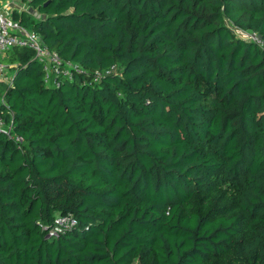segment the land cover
Instances as JSON below:
<instances>
[{"label": "trees", "instance_id": "obj_1", "mask_svg": "<svg viewBox=\"0 0 264 264\" xmlns=\"http://www.w3.org/2000/svg\"><path fill=\"white\" fill-rule=\"evenodd\" d=\"M26 1L80 70L0 58V264H264V50L230 28L264 0Z\"/></svg>", "mask_w": 264, "mask_h": 264}, {"label": "built area", "instance_id": "obj_2", "mask_svg": "<svg viewBox=\"0 0 264 264\" xmlns=\"http://www.w3.org/2000/svg\"><path fill=\"white\" fill-rule=\"evenodd\" d=\"M0 3L2 4L0 6V58L13 47L30 48L34 52V57L42 64L45 83H54L56 86L59 85L58 77L60 75L69 77L73 70H80L77 64L71 60L61 58L57 52L45 46L35 31L25 27L17 19H14L12 15L14 10L21 11L27 9L26 0H0ZM230 28L238 37L252 41L260 49L264 50V38L255 31L243 30L233 25ZM7 67L0 62V80L5 79L10 82L9 77L4 73ZM116 71V65H111L106 70V73ZM95 76L100 77L101 72L95 71ZM2 131L9 132V129H5L4 120L0 116V132ZM75 223L76 220L71 213L59 215L48 229V235L57 236L66 229L73 227Z\"/></svg>", "mask_w": 264, "mask_h": 264}, {"label": "rangeland", "instance_id": "obj_3", "mask_svg": "<svg viewBox=\"0 0 264 264\" xmlns=\"http://www.w3.org/2000/svg\"><path fill=\"white\" fill-rule=\"evenodd\" d=\"M23 1H25V0H23ZM1 5H2V4L0 3V6H1ZM26 6H27L26 11H27V12H31V13L33 14V19H36V18L39 17V13L36 11V9L32 8L30 5H27V4H26ZM22 25H23V24H22ZM27 28H30V26L28 25ZM6 53H7V52H5L4 55H6ZM0 62H1V61H0ZM2 64H4L3 61H2ZM4 65H5V66H8V64H7V65L4 64ZM6 71H7V70H5L4 73H6ZM8 74H9V75H6V74H5V75H6V76H10V75H11L10 73H8ZM1 97H2V92L0 91V101H1Z\"/></svg>", "mask_w": 264, "mask_h": 264}, {"label": "crops", "instance_id": "obj_4", "mask_svg": "<svg viewBox=\"0 0 264 264\" xmlns=\"http://www.w3.org/2000/svg\"><path fill=\"white\" fill-rule=\"evenodd\" d=\"M5 1V0H4Z\"/></svg>", "mask_w": 264, "mask_h": 264}]
</instances>
